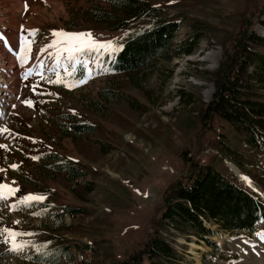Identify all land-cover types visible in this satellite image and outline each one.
I'll list each match as a JSON object with an SVG mask.
<instances>
[{
	"label": "rangeland",
	"instance_id": "1",
	"mask_svg": "<svg viewBox=\"0 0 264 264\" xmlns=\"http://www.w3.org/2000/svg\"><path fill=\"white\" fill-rule=\"evenodd\" d=\"M149 1L165 15L181 20V25L172 41V58L153 61V71L148 66L138 70L132 82L130 76L110 69L111 57L134 29L149 24L151 18L142 17L131 29H112L93 22L91 14L93 9L111 10L108 0H0L1 34L12 43L23 38L17 41L22 50L12 55L14 59L0 46V55L7 57L1 67L10 61L12 69L1 70L0 79L8 75L10 88L15 89L0 117V128L7 129L0 134V145H6L0 147V183L18 189L0 199V229L34 234L18 237L29 245L19 253L10 251L11 245L0 237V264H53L33 255L52 253L60 244L73 246V256L54 264H102L104 258L105 264H121L151 239L166 190L189 171L191 162H213L229 176L238 174L244 186L264 197L242 168L236 166L242 175L231 168L230 173L223 165L228 167L230 161L221 164L214 159L220 156L217 132L221 127L202 116L215 91L212 72L220 63L224 43L231 45L241 29L242 18H249L252 28L264 33L258 22L264 0ZM59 30L118 41L117 50L105 47L70 55L62 50L64 44L49 47ZM198 33L200 38L194 40ZM45 61L43 72L36 63ZM78 63L87 72L84 83L73 73ZM58 78L62 82H54ZM106 88L115 90L114 98L101 96ZM74 122L91 123L94 128L78 134ZM240 150L248 154L249 170L264 171L263 155L253 161L256 151ZM182 153L189 159H183ZM50 154L63 156L87 173L68 181L51 166L60 157L54 161ZM29 194L46 199L30 207L19 205ZM66 208L78 212L65 214L63 229L53 228L49 219ZM206 226L214 231L209 237L216 246L179 234L178 264H204L205 259L217 264L264 263V221L254 235L229 232L216 221ZM41 246L42 251H37Z\"/></svg>",
	"mask_w": 264,
	"mask_h": 264
},
{
	"label": "trees",
	"instance_id": "2",
	"mask_svg": "<svg viewBox=\"0 0 264 264\" xmlns=\"http://www.w3.org/2000/svg\"><path fill=\"white\" fill-rule=\"evenodd\" d=\"M111 10L93 9V22L105 24L112 29H131L142 17L151 18L149 24L134 29L122 48L111 57L110 69L136 80L138 70L153 67L150 63L160 59H171L172 41L181 25V20L165 15L163 9L149 0H108ZM258 22L264 27V3L259 8ZM249 18H242L241 29L235 34L231 45L224 43L220 63L212 72L215 91L202 116L217 122L221 128L217 142L220 156L215 160L221 164L229 160L242 168L250 179L264 191V171L253 173L248 154L242 150L248 148L256 155L264 156V36L252 28ZM196 35V36H195ZM194 40L200 38L195 34ZM193 41L189 43L191 45ZM191 53L192 48L186 50ZM79 77H85L82 67L77 69ZM101 96L112 99L115 90H101ZM69 117L74 118V114ZM74 132L82 133L94 128L93 124H72ZM66 131L67 127L63 126ZM78 139V138H77ZM240 147V148H239ZM52 167L57 173L66 175V179H76L85 175L80 165H73L59 154H50ZM180 156L189 159L186 153ZM226 166L231 173V169ZM91 189V186L88 185ZM76 208H66L62 213L55 212L50 218L53 228L63 229L65 214L75 215ZM216 221L229 232L246 231L253 235L257 225L264 221V197L241 183L234 174L229 176L213 162H191L186 174L174 182L164 195V208L157 227L148 242L139 251L120 260L121 264H178L181 256L176 247V236L182 235L190 240L193 236L210 240L214 231L206 222ZM72 247L60 244L52 253L38 252L33 255L37 260L58 263L61 258L72 259ZM91 247V246H90ZM35 259V260H36ZM102 264L107 262L104 259ZM105 261V262H104ZM204 264H217L208 259Z\"/></svg>",
	"mask_w": 264,
	"mask_h": 264
},
{
	"label": "snow or ice",
	"instance_id": "3",
	"mask_svg": "<svg viewBox=\"0 0 264 264\" xmlns=\"http://www.w3.org/2000/svg\"><path fill=\"white\" fill-rule=\"evenodd\" d=\"M170 2H174V0H170ZM31 32H35L37 30H29ZM55 37H57L56 40L52 42V44L49 45V47H54L59 44H64L65 47L62 49L63 51L69 52L71 55L73 52H80V51H86V50H99L100 48H110V50L115 51L117 50L118 41L114 40H108V41H99L93 38L92 33H71V32H65L63 30H59L53 33ZM82 39H88L91 41L90 44H81L79 41ZM54 82H62L59 78L57 81ZM85 81L81 80L80 83H84ZM24 103L32 105L31 101H24ZM4 131H7V129H0V134H2ZM0 147H6V145H0ZM34 159H39V157H33ZM13 168L17 167L16 165L12 166ZM0 171H3V169H0ZM7 190V192H5ZM18 191V189H14L10 187L7 183H0V199H7L8 196L15 195V192ZM46 199L45 196L41 195H31L22 197L20 201L18 202L19 205H25L30 207L32 202H40L42 200ZM12 207L15 209L17 205H12ZM19 223V222H17ZM28 235H34L33 233L29 232H18L11 228H2L0 229V237L3 238V242L5 244H10V251L12 252H23L26 247H29L26 243L20 242L18 240V237L20 236H28ZM33 247H35L33 245ZM37 251H42V246L40 248H37Z\"/></svg>",
	"mask_w": 264,
	"mask_h": 264
},
{
	"label": "bare ground",
	"instance_id": "4",
	"mask_svg": "<svg viewBox=\"0 0 264 264\" xmlns=\"http://www.w3.org/2000/svg\"><path fill=\"white\" fill-rule=\"evenodd\" d=\"M2 56H4V57H2ZM2 58H4V60H6V56L4 55V54H2V52H1V55H0V61H1V63H0V74L2 73V71L1 70H5L6 72L8 71H12V69H10V65H11V62L10 61H7L8 63H7V67H1V65H3L2 64ZM7 72V73H8ZM6 76H8V75H1V77H4V79H0V117H3V115L6 113V110H5V107L3 106V104H6V102H8L9 100H11V97L12 96H14V94H15V89L14 90H12V88H10L11 87V83L8 81L9 79H10V77L8 76V77H6ZM4 81V83H5V85H7V87L5 86V88L6 89H3L2 88V83L1 82H3ZM231 166H232V168H233V170H235L236 171V173L238 172L239 174H240V170H238V168L234 165V164H231ZM240 175H242V174H240ZM262 264H264V263H262Z\"/></svg>",
	"mask_w": 264,
	"mask_h": 264
},
{
	"label": "water",
	"instance_id": "5",
	"mask_svg": "<svg viewBox=\"0 0 264 264\" xmlns=\"http://www.w3.org/2000/svg\"><path fill=\"white\" fill-rule=\"evenodd\" d=\"M229 166L232 168V166L229 164ZM233 169V168H232ZM236 173V172H235Z\"/></svg>",
	"mask_w": 264,
	"mask_h": 264
}]
</instances>
